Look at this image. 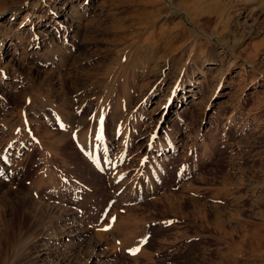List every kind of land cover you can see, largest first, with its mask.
<instances>
[{
	"label": "rangeland",
	"instance_id": "1",
	"mask_svg": "<svg viewBox=\"0 0 264 264\" xmlns=\"http://www.w3.org/2000/svg\"><path fill=\"white\" fill-rule=\"evenodd\" d=\"M94 252L264 264V0H0V264Z\"/></svg>",
	"mask_w": 264,
	"mask_h": 264
},
{
	"label": "bare ground",
	"instance_id": "2",
	"mask_svg": "<svg viewBox=\"0 0 264 264\" xmlns=\"http://www.w3.org/2000/svg\"><path fill=\"white\" fill-rule=\"evenodd\" d=\"M70 11H74V9H71ZM76 11V10H75ZM74 14V13H73ZM77 14V13H76ZM13 15V14H12ZM145 40V39H144ZM255 56V55H254ZM171 67V66H170ZM172 68V70H173V67H171ZM165 70V69H164ZM57 76H59L58 74H57ZM160 76H163V73H161V75ZM61 80V79H60ZM58 82H59V77H58ZM57 82V83H58ZM86 82V81H85ZM87 83V82H86ZM89 84H87V85H82V87L81 88H79V89H77V87H78V85L77 86H75V87H73V91H74V93H75V96H77V97H80V96H82L84 93H85V88L88 86ZM81 86V85H80ZM87 90V89H86ZM86 99V98H85ZM82 101V100H81ZM74 118V117H73ZM80 123V122H79ZM72 125V124H71ZM81 126H83V124H81V125H79V128H81ZM73 129H74V125H72L71 126ZM78 128V127H77ZM91 129V128H90ZM69 130V129H68ZM75 130V129H74ZM79 131H80V129H78ZM77 129H76V133H74L76 136H78V137H76V139L77 138H79L80 139V141L81 142H83L84 141V147H85V150H87V152L89 153L90 152V149L92 148L94 151H95V149H96V147H97V149L99 148V142H100V140H101V137H100V139H97V137H99L100 135H98V134H96L95 135V137H94V134L92 133V134H90L91 136H89V135H87V133H88V131L86 130V132L84 131V133H83V130H82V132H79ZM73 131V130H72ZM97 132V131H96ZM74 138H75V136H73ZM79 141V140H78ZM60 142V141H59ZM111 142V141H110ZM101 143V142H100ZM104 144V143H103ZM54 145V144H53ZM84 147H83V149H84ZM89 147H91V148H89ZM82 148V147H81ZM109 148V147H108ZM94 155V154H93ZM55 159V158H54ZM52 160V159H51ZM13 201V200H12ZM11 201V202H12ZM22 205V202H18L17 200H16V202H12L11 203V211H15V212H17V210L19 209L20 210V206ZM30 205V204H29ZM23 206V205H22ZM33 206V205H32ZM31 206V207H32ZM35 207H37L36 205H34ZM30 207V206H29ZM23 208V207H22ZM21 208V209H22ZM38 209V211H39V223L40 224H42L43 222V227L45 228L46 226H48V227H55V226H58L59 224H61V222H64V223H66V221H67V215H65V213L64 214H61L60 213V211H59V213H56L54 210H51V209H48V208H39V207H37ZM9 209V208H8ZM7 209V211H9ZM34 209V207L32 208V210ZM44 209V210H43ZM6 210V209H5ZM24 210V209H23ZM23 210H22V212H23ZM57 211V210H56ZM26 212V211H25ZM28 212V211H27ZM34 212V211H33ZM1 213H2V210H1ZM36 213V212H35ZM34 213V214H35ZM20 214H21V212H20ZM16 215H17V213H16ZM15 215V216H16ZM25 215H27V214H25ZM18 216H19V214H18ZM22 216V215H21ZM20 216V217H21ZM23 217V216H22ZM38 217H37V219H38ZM17 218V217H16ZM27 218V217H26ZM22 219V218H21ZM17 220V219H16ZM16 222V221H15ZM19 222H20V220H19ZM69 222H71V221H69ZM9 223V222H8ZM21 223V222H20ZM70 224V223H69ZM17 225V224H16ZM19 226V225H18ZM66 226V225H65ZM64 226V227H65ZM74 226H75V224H74ZM20 228V227H19ZM47 228V227H46ZM60 229V228H59ZM71 229H73V228H71ZM76 229V228H75ZM62 231L64 230V228L63 229H61ZM60 230V231H61ZM67 230V229H66ZM55 231V230H54ZM53 231V232H54ZM61 231V232H62ZM80 231V230H79ZM71 232V233H70ZM70 232H67V231H63L62 233L64 234V236H70L71 234H73L74 232H75V230L73 231H70ZM77 232V231H76ZM75 232V233H76ZM78 235H77V237H78V239H79V241L81 240V239H83V238H85L86 236V234L85 233H81V231H80V233L78 232L77 233ZM28 237V236H27ZM72 238V237H71ZM38 239V238H37ZM73 239V238H72ZM37 241H39V240H37ZM71 241V240H70ZM70 241L68 242V243H70ZM77 241V240H76ZM81 241H83V240H81ZM37 244H38V242H36ZM65 244V243H64ZM79 243H77L76 245H78ZM36 245V244H35ZM68 245V244H67ZM37 246V245H36ZM70 246V245H69ZM97 246V245H96ZM80 247V246H79ZM95 247V246H94ZM63 248V247H62ZM73 248V247H72ZM71 248V249H72ZM52 249H55V248H52ZM74 249V248H73ZM69 250V249H68ZM94 250H96V249H94ZM51 253V252H50ZM100 255H99V253L97 252V254L94 252L93 254H92V256L89 258V259H91L94 263L93 264H113L112 262H111V260H107V259H102L103 261H101L99 258ZM87 263V262H86ZM88 264H91V262L90 263H88Z\"/></svg>",
	"mask_w": 264,
	"mask_h": 264
},
{
	"label": "snow or ice",
	"instance_id": "3",
	"mask_svg": "<svg viewBox=\"0 0 264 264\" xmlns=\"http://www.w3.org/2000/svg\"><path fill=\"white\" fill-rule=\"evenodd\" d=\"M97 139H100V137H97ZM115 219H116L115 217L112 218L113 221H115ZM109 228H110V225L103 230L107 231L109 230ZM135 251H139V249H136Z\"/></svg>",
	"mask_w": 264,
	"mask_h": 264
},
{
	"label": "crops",
	"instance_id": "4",
	"mask_svg": "<svg viewBox=\"0 0 264 264\" xmlns=\"http://www.w3.org/2000/svg\"><path fill=\"white\" fill-rule=\"evenodd\" d=\"M259 123V121L257 122V124ZM254 124V123H253ZM256 124V123H255ZM205 158H208V157H205ZM200 159L202 160L203 159V157H200ZM195 164V163H194ZM263 256H264V254H263Z\"/></svg>",
	"mask_w": 264,
	"mask_h": 264
}]
</instances>
